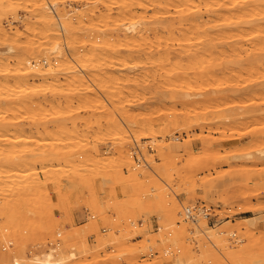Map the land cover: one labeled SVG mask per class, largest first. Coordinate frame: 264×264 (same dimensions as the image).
<instances>
[{
  "label": "rangeland",
  "instance_id": "374dc122",
  "mask_svg": "<svg viewBox=\"0 0 264 264\" xmlns=\"http://www.w3.org/2000/svg\"><path fill=\"white\" fill-rule=\"evenodd\" d=\"M126 1L2 0L0 119L14 124L0 128V264H42L37 257L49 252L64 257L60 264H175L179 256L185 264H214L218 257L228 264L226 250L251 254L248 247L257 251L254 243L264 240V50L253 49L257 38L248 34L239 52H205L195 44L167 61L153 37L177 47L175 37L191 26L180 20L177 2L161 11L158 0L151 8L140 5L150 0L136 6L130 0V15L120 5ZM223 1H231L221 9L234 18L228 6L235 0ZM258 1L249 5L257 4L264 44V0ZM193 2L195 11L184 12L193 11L199 26L189 35L203 33L204 23L210 35L219 32L221 9L211 14L206 3ZM41 11L52 16L57 34H49ZM124 17L141 20L130 42ZM167 28L177 33L174 40ZM144 30L151 37H138ZM108 32L125 41L106 47ZM99 33L101 50L91 45ZM30 43L40 54L19 48ZM189 58L197 61L184 69ZM203 204L210 213L196 222L184 214ZM255 264H264V254Z\"/></svg>",
  "mask_w": 264,
  "mask_h": 264
},
{
  "label": "bare ground",
  "instance_id": "6f19581e",
  "mask_svg": "<svg viewBox=\"0 0 264 264\" xmlns=\"http://www.w3.org/2000/svg\"><path fill=\"white\" fill-rule=\"evenodd\" d=\"M37 1V0H36ZM119 1V0H118ZM130 0H128V2H129ZM140 2V1H142V0H133L132 2L130 1L129 3V5L131 6V5H133V4H135V6L136 5H138L139 3H137V2ZM150 1H152V0H150ZM155 1H157V0H155ZM174 2L176 1L177 2V5L180 7V8H177V7H174L175 9L177 8L178 10H179V15L178 16H180L181 17V19L180 20H182V21H186V23H187V21L190 23V24H188V25H191V26H188V28L189 27H193V28H196V27H198L199 26V21H198V18H196L195 16H194V12L193 11H188V12H184V10H185V7H188V9H190V10H194V9H191V8H194L195 6H191V4H194V2H193V0H173ZM203 1V0H202ZM205 1V0H204ZM213 1V3L212 4H210L209 5V3L208 2H210L209 0L207 1V2H205V3H202L201 1H198L197 0V2H195V4L196 3H199V2H201L203 5L205 4V6H206V9H207V12H210L211 10V14H212V12L214 11L215 12V10H217V9H221L226 3H228V4H226V6L227 5H229V3H231V1L230 2H227V1H223V0H221V1H223V2H217V1H215V0H212ZM229 1V0H228ZM257 2L256 0H235L234 1V3H232V4H230V6H228V9L230 8V9H235L236 10V12H235V14L236 15H234L235 17L234 18H232V17H227V16H230V14L228 15L227 13H226V10H225V13L223 12V9H219L220 10V14L223 16L222 17V19H221V21H219V19H217L218 17H215L216 19H217V21L219 22V25L221 26V30H219V32H218V30L216 31V32H214V30H213V33H214V35L213 34H209L208 33V31L206 30V24H208V23H204L203 25H205V27L202 25V27L205 29L204 30V32L202 33L201 32V30H200V28H197L198 30H200V31H197V29L195 30V31H197L196 33H200L201 32V34H197V35H194V33L193 34H190L189 35V33H188V31H187V26H186V23L184 24L185 26H186V30H184L183 29V31H185V32H181V35H177V33L176 32H174V28H170V29H168V31L170 32V33H172V32H174L172 35L171 34H168V35H166V37L167 38H173V37H175L174 36V34H176L177 36L175 37V38H177L176 40L178 41L177 43H178V45H177V47H171V46H169L167 43L165 44V43H162L161 42V40L159 39L161 36L159 35V37H157L156 36V34H158V33H155L154 31H152V32H154L155 33V35H154V37L153 38H157V43H156V51H158V52H160V49L163 51V50H165L164 52L167 54V56H166V59L169 57H171V54H173V53H175V54H177V55H179L182 51L184 52H186L187 50H189V48H191L190 46H192V45H195V44H197V48H201V49H199V50H201V51H215V50H220V49H222L223 51L222 52H224V51H228V50H233V51H238L239 52V50L240 49H242V47L239 45V39H244L243 37H245V35H247L248 36V34H253L252 36H250V37H256L257 38V40L255 41V43H254V45H253V49H255V50H260V51H263L264 50V44L262 43H259V37H260V35L258 34V32H257V28H259V26L257 25L258 23L256 22L257 20L255 19V17H254V15L255 14H259V12L258 13H256L257 11V9H256V7L254 6V5H256L257 6V4L255 3L254 5H252V7H254V8H250V2ZM261 1H263V0H261ZM261 1H260V3H258V4H260V5H262V3L264 2H262L261 3ZM128 2L126 1V3H120V5H122L123 6V4H124V7L127 5V7H126V11H130V12H126V13H130V15H131V13H133V10L129 7V5H128ZM134 2V3H133ZM168 2L170 3L171 2V0H158L157 2H156V4L152 1V2H150V4H147V5H144V1H142V3L140 4V5H142V8H144L145 6L146 7H154V6H157V7H159V9L161 10V8L160 7H164L165 8V6H167V4H168ZM176 2L175 3H173V4H176ZM214 2L215 3H217V5H215L214 4ZM259 2V1H258ZM34 3H36V2H34ZM57 3H59V2H57V1H55L54 3H53V5H51L52 7H54L55 8V6H56V4ZM200 3V4H201ZM2 4V0H0V12H2V8H1V5ZM126 4V5H125ZM155 4V5H154ZM172 4V6H174ZM253 4V3H252ZM139 5V6H140ZM154 5V6H153ZM176 5V6H177ZM197 5H199V4H197ZM196 5V6H197ZM203 5H200V7L202 6L203 7ZM215 7H214V6ZM248 5V6H247ZM50 6V7H51ZM134 6V5H133ZM144 6V7H143ZM168 6H171V5H169L168 4ZM181 6H183V7H181ZM190 6H191V8H190ZM208 6V7H207ZM213 6V7H212ZM225 6V8L227 9V7ZM123 7V8H124ZM129 7V8H128ZM201 7V8H202ZM120 8H121V6H120ZM128 8V9H127ZM204 8V7H203ZM213 8V9H212ZM224 8V7H223ZM224 8V9H225ZM257 8H261V6H259L258 5V7ZM49 9V8H48ZM117 9V8H116ZM200 9V8H199ZM206 9H204L205 11H206ZM229 9V10H230ZM262 10H264L263 9V5H262V8H261ZM46 10V9H45ZM99 10H100V8H99ZM98 10V11H99ZM102 10V9H101ZM118 10V9H117ZM122 10H124V9H122ZM146 10H148V9H146ZM159 10V11H160ZM203 10V9H202ZM228 10V11H229ZM256 12H255V11ZM261 10V11H262ZM103 11V10H102ZM132 11V12H131ZM162 11V10H161ZM165 11H166V8H165ZM176 11V10H175ZM187 11V10H186ZM195 11V10H194ZM197 11V10H196ZM221 11L224 13V14H222L221 13ZM234 11V10H233ZM106 12V11H105ZM122 12V11H121ZM125 12V11H124ZM158 10L156 11V13H155V15L157 16L158 15ZM167 12L170 14L171 12H169V10H167ZM193 12V13H192ZM213 12V13H214ZM219 12V11H218ZM217 12V13H218ZM263 12V11H262ZM262 12H260V15H258V16H261L262 14ZM39 13V12H38ZM109 14H111V12H108ZM107 12H106V14H108ZM175 13H177V12H175ZM201 13V12H200ZM217 13H215V14H217ZM40 14H41V16H43L42 18L43 19H45V21L47 22L46 24H47V26H48V30L50 31L49 32V34L51 35V34H57V30H56V28L57 27H55L54 25L55 24H53L54 22H53V20L52 19H50L52 16L50 15V17H48V18H46L45 16H47L46 15V13L44 12V11H41L40 12ZM48 14V13H47ZM105 14V13H104ZM115 14V13H114ZM174 14V13H173ZM219 14V13H218ZM227 16H226V15ZM101 15V14H100ZM129 15V17H132V16H130ZM132 15H136L135 13L134 14H132ZM160 15H162V14H160ZM163 15H167V13H165V14H163ZM220 15V16H221ZM224 15H225V17H224ZM264 15V14H263ZM102 16H103V14H102ZM102 16H101V19L102 20H104V21H106V17H108V16H105L104 18L105 19H103L102 18ZM115 16V15H114ZM137 16V15H136ZM136 16H134L135 18H137ZM151 16V15H150ZM149 16V17H150ZM159 16V15H158ZM201 16V15H200ZM205 16V15H204ZM203 16V17H204ZM206 16H208V15H206ZM209 16L211 17V16H213V15H210L209 14ZM217 16V15H216ZM110 18L111 17H113V16H109ZM116 17H117V15H116ZM128 17V19L131 21L130 22V24L129 25H125L126 26V29L128 30L127 32H129V35L131 34V32H136L135 30H136V28H137V26L138 25H140L139 23H140V21H139V23H138V21H135L136 19L133 17V19H135V20H133L132 18V20L130 19ZM143 17V16H142ZM214 17H211L212 19H211V21L213 20V18ZM109 18V19H110ZM115 18V17H114ZM125 18V17H124ZM151 18H152V16H151ZM150 18V19H151ZM154 18V17H153ZM158 18V17H157ZM162 18V17H161ZM160 18V19H161ZM205 18V17H204ZM260 18V17H259ZM116 19V18H115ZM119 19V18H118ZM118 19H116L117 21H118ZM123 19V18H122ZM128 19H126L125 18V20H128ZM138 19H140V16L138 15ZM142 19V18H141ZM159 19V18H158ZM160 19H159V24H160ZM215 19V20H216ZM112 20H114V19H112ZM120 21H123V20H121V17H120V19H119ZM143 20H145L144 18H143ZM157 20V19H156ZM214 20V21H215ZM107 21H108V19H107ZM106 21V22H107ZM119 21V22H120ZM146 21H148L149 22V20H145V22ZM168 21V20H167ZM202 21H203V18H202ZM210 21V22H211ZM213 21V22H214ZM264 21V20H263ZM106 22H104L105 24H107ZM113 22H115V21H113ZM144 22V23H145ZM204 22H206V21H204ZM109 23V22H108ZM112 23V22H111ZM116 23H118V22H115V24ZM183 23V22H182ZM202 23V22H201ZM261 23H262V20H261ZM264 23V22H263ZM105 24H103V26L105 25ZM121 24H122V22H121ZM143 24V23H142ZM152 24V23H151ZM156 24H158V23H156ZM155 23L153 24V25H156ZM176 24H178V23H176ZM210 24H212V23H210ZM215 24V23H214ZM214 24L212 25V26H214ZM110 25V23L109 24H107L106 26H109ZM112 25H114V24H112ZM111 25V26H112ZM117 25V24H116ZM118 25H119V23H118ZM117 25V26H118ZM144 25V24H143ZM142 25V26H143ZM147 25V24H146ZM148 25H150V24H148ZM153 25L151 26L152 28H150V29H152L153 30V28H155L156 26H158V25H156L155 27H153ZM161 25V24H160ZM173 25L174 26H176L174 23H173ZM172 25V26H173ZM180 25H182V24H180ZM217 25H218V23H217ZM106 26H105V29H106ZM124 26V25H123ZM163 26H165V25H163ZM168 25H166V27H167ZM178 26H179V24L177 25V28H178ZM183 26V25H182ZM110 27V26H109ZM140 27H141V25H140ZM169 27V26H168ZM201 27V26H200ZM215 27V26H214ZM214 27H211V28H209V31L213 28L214 29ZM112 28H115V27H113L112 26ZM120 28V27H119ZM121 28H123V27H121ZM157 28H160V27H157ZM183 28V27H182ZM219 28V27H218ZM102 29H104V28H102ZM101 29V30H102ZM108 29H110V28H108ZM116 29H117V27H116ZM124 29V28H123ZM145 29V28H144ZM166 29V30H167ZM190 29H192V28H190ZM140 30V29H139ZM155 30V29H154ZM166 30H164V31H166ZM173 30V31H172ZM177 30V29H176ZM189 30V29H188ZM264 30V29H263ZM112 31H113V29H112ZM115 31H117V30H115ZM123 31V30H122ZM121 31V32H122ZM126 31V30H125ZM172 31V32H171ZM187 31V32H186ZM193 31H194V29H193ZM193 31H191L190 30V32L192 33ZM203 31V30H202ZM127 32H126V34H127ZM141 32V30L139 31V33ZM179 32V31H178ZM218 32V34L217 35H215V33H217ZM110 32H108V34H109ZM116 33V32H115ZM123 33H125L124 31H123ZM195 33V34H196ZM142 34L143 35H141V34H139L138 35V37H142V38H147V37H151L150 36V34H149V32H147V31H145L144 30V32H142ZM152 34V33H151ZM160 34V33H159ZM101 34L99 33V35H96L95 36V39L93 40V42L91 43V45L94 47V48H96V49H102L105 45L104 44H101V41H100V39L102 38L101 36H100ZM262 35H263V33H262ZM108 36H110L111 38L109 39V40H107V42L109 43H107V45H106V47H108V48H110L111 46H119V45H121V44H123L121 41H123V37H121V35H120V33H118L117 32V35L115 34H112V35H108ZM126 36V35H125ZM164 36V35H163ZM127 37H128V34H127ZM126 37V39H128L126 42H130L134 37H136V36H134V34L133 35H130V37H128L127 38ZM165 37V38H166ZM82 38V37H81ZM169 38V39H170ZM174 38V39H175ZM170 39V40H171ZM174 39H172V40H174ZM115 40H117V41H115ZM80 41V40H79ZM118 42V43H116L115 44V42ZM125 41V40H124ZM123 41V42H124ZM261 41V40H260ZM56 42V41H55ZM54 42V43H55ZM81 44H85V40H84V38H82L81 39ZM125 42V43H126ZM124 43V44H125ZM261 44V45H260ZM110 45V46H109ZM174 45V44H173ZM172 45V46H173ZM56 46V48H58L59 47V45L58 44H56L55 45ZM35 47V46H34ZM33 47V45L30 43V44H26V45H24V47L23 46H20L19 48H23L24 50H26L27 52H29V53H37V52H34L36 49ZM39 47V46H38ZM146 46H142V47H140V49H144ZM149 48H151V49H154L153 47H151V46H149ZM35 49V50H34ZM39 49H41V48H38L37 50H39ZM12 50V49H11ZM42 50V49H41ZM41 50H39L40 52H41ZM40 52H38L37 54H40ZM60 52V51H59ZM221 52V51H220ZM231 52V51H230ZM163 53V52H162ZM164 53V54H165ZM163 54V55H164ZM227 54V53H226ZM232 54V53H231ZM225 55V54H224ZM251 55H254V54H251ZM34 56H36V55H34ZM164 56V57H165ZM255 56V55H254ZM261 56V55H260ZM249 57H251V56H249ZM2 57H0V59H1ZM167 59V61L169 60L170 61V59ZM37 60V59H36ZM252 60V59H251ZM194 61V62H193ZM195 61H197V59H193V58H189V60L187 61V63H185L186 65H184V64H181V67H182V65H184L183 67H184V69L185 68H190L191 67V65H192V63H195ZM226 62L225 63H227V60H225ZM33 61H31V60H29V59H27V63L28 64H33L32 63ZM38 64V63H37ZM37 64H33V68L34 69H37V70H41V68H39L38 67V65ZM217 65H219V63L217 64ZM225 66H226V64H225ZM39 68V69H38ZM222 73V72H221ZM225 73H226V71H225ZM82 76V75H81ZM79 76V75H77L76 77H75V81H83V79H85V78H87V73H86V75L85 76ZM238 84V83H237ZM262 86V85H261ZM238 89V88H237ZM225 97H228V96H225ZM229 113V112H228ZM232 114V113H231ZM228 116V115H227ZM230 116V115H229ZM14 123L12 122V121H9V120H5V119H0V128H11V125H13ZM149 133H153V128H151L150 130H149ZM264 152V151H263ZM260 153H262V150H260ZM250 155V154H252V153H247V154H245V155ZM235 155H237V154H235ZM24 158V157H23ZM32 158V157H31ZM41 159V158H40ZM27 160V159H26ZM48 160V159H47ZM40 161V160H39ZM29 162H35V161H33V160H31V161H28V163ZM45 171V170H44ZM37 172H39V170H37L36 171V173ZM34 174H36L35 172H33ZM38 176V175H37ZM245 220H249V222H250V224H253V223H255L254 222V220H250L251 219V217H245L244 218ZM257 220V219H256ZM203 222V225H204V227L208 230V226H207V222L206 221H202ZM202 225V226H203ZM247 225L248 224H246L245 226L247 227ZM186 228V227H185ZM184 228V229H185ZM249 227H248V230H246L245 232H246V234H247V232L249 231ZM205 230V229H204ZM186 231V230H185ZM206 231V230H205ZM209 231V230H208ZM174 232V231H173ZM179 232V231H178ZM178 232L176 233V230H175V233H176V235L178 234ZM221 232V231H220ZM260 232V231H259ZM258 232V234L256 235L258 238L257 239H259V238H261L260 236H261V234L262 233H259ZM213 233H217V235L218 234H220L219 233V231H217V232H213ZM181 234V233H180ZM180 234H178V236H176V238L178 237L179 239H180ZM180 235V236H179ZM184 236V235H183ZM252 236V235H251ZM255 236V235H254ZM256 236H255V238L254 237H252L253 238V240L255 241V240H257L256 239ZM177 238V239H178ZM247 238L249 239V238H251V237H248L247 236ZM251 238V239H252ZM263 238H264V236H263ZM249 240V241H252V240ZM221 240V239H220ZM223 240V239H222ZM226 240V239H225ZM261 239H259V241H260ZM254 241H252V242H249V243H251V245L253 244V242ZM180 242V241H179ZM225 242V241H224ZM228 242V241H227ZM255 242H258V240L257 241H255ZM176 243V242H175ZM223 243V242H222ZM226 243V242H225ZM249 243L247 244V245H249ZM180 244V243H179ZM185 244V243H184ZM184 244L182 243V245H181V247L182 246H184ZM264 240H262V242L260 243V245H259V243H258V245L259 246H257L255 243H254V245H256V246H254L253 245V247H257V251L253 248L252 249V246L251 247H248L252 252H251V254L253 255V256H255V255H257L258 254V252H260L262 255L264 254V253H262V252H264ZM80 245V244H79ZM190 245V246H189ZM188 246L189 247H192L191 246V244H189ZM216 245H218V244H216ZM221 245V244H220ZM246 245V246H247ZM84 246H86V243H84L83 244V248H84ZM227 247H228V244L226 245ZM226 246H224V244H223V248H225ZM230 246V245H229ZM250 246V245H249ZM88 247V246H87ZM181 247H180V245H178L177 246V248H180L181 249ZM201 247V246H200ZM199 247V248H200ZM220 247H222V246H220ZM243 247V246H242ZM242 247H240V248H242ZM263 247V248H262ZM86 248V247H85ZM260 248H261V250H260ZM51 249V248H50ZM226 249V248H225ZM243 249H244V247H243ZM52 250L54 251L55 249L54 248H52ZM52 250H49V251H52ZM86 250V249H85ZM184 250H187V247H185V249ZM259 250V251H258ZM263 250V251H262ZM56 251V250H55ZM179 251V250H178ZM209 251H211L210 249H209ZM208 251V252H209ZM215 251V250H214ZM256 251V252H255ZM48 252V251H47ZM197 252V251H196ZM211 252H213V251H211ZM243 252L245 253V251L243 250ZM242 252V250H241V252H239V251H234V250H226V252H224V256H226V258L231 262V263H233V264H239V255L241 256V254L243 253ZM247 252V251H246ZM255 252V255L253 254ZM201 253V259H204L202 256V253L203 252H200ZM221 253H222V251H221ZM241 253V254H240ZM243 253V254H244ZM260 253L258 254V257H257V259L260 257ZM75 253L74 252H71V255H74ZM247 253H245L244 254V256L246 255ZM251 254H249V252H248V254L247 255H251ZM43 255L44 254H42L41 256H42V258H41V260H40V257H37L38 255H36L35 256V258L37 257V261L39 262L40 261V263H42V264H60V263H62V261H64V257L63 256H61V254H59L58 255V257H54V255H53V253L52 252H49V253H45V255H44V257H43ZM56 255V254H55ZM216 255V254H215ZM222 255V254H221ZM246 255V256H247ZM251 255V256H252ZM64 256H65V254H64ZM195 256V255H194ZM214 256V255H213ZM213 256H212V258H213ZM244 256H241V259H242V261H243V259H244ZM249 256H247V258L249 257ZM250 256V257H251ZM200 257H199V259H200ZM207 257V256H206ZM249 257V260L251 259V258H253V257H251L250 258ZM256 257V256H255ZM246 258V260H248ZM185 259V261L187 260V258H184ZM184 259L182 258V256L180 257H177V259H176V262H175V264H185V261H184ZM218 259H219V257H218ZM218 259L216 258V260H215V258L214 259H212V262H213V260H215V262L216 263H218V262H220V263H218V264H227V260H225V263L222 261L223 259H220L219 261H218ZM253 259H254V262H253ZM251 261L255 264V260H257V259H255V258H253ZM206 260V259H205ZM205 260H203V261H205ZM249 260L247 261L248 263H250L249 262ZM260 260V259H259ZM258 260V261H259ZM42 261V262H41ZM190 261H193V260H190ZM195 261V260H194ZM211 261V260H210ZM209 261V262H210ZM244 261H245V259H244ZM187 262H189V261H187ZM201 262V260H199V263ZM209 262H208V264H209ZM230 262H228V264L230 263ZM246 261H245V263L244 264H246L247 263ZM252 262H251V264H252ZM261 262H263V260H262V258H261ZM214 263V262H213ZM216 263H214V264H216ZM247 263V264H248ZM257 263V262H256ZM260 263V262H259ZM12 264H26L25 262H22V261H20V260H18V259H16L15 261H14V263H12Z\"/></svg>",
  "mask_w": 264,
  "mask_h": 264
},
{
  "label": "built area",
  "instance_id": "2783aa9c",
  "mask_svg": "<svg viewBox=\"0 0 264 264\" xmlns=\"http://www.w3.org/2000/svg\"><path fill=\"white\" fill-rule=\"evenodd\" d=\"M208 210L209 209H207L204 204L202 206L195 205L193 208L187 206L184 208V214L188 219L196 222L199 215H209L210 212H208ZM140 224H142V221L140 222Z\"/></svg>",
  "mask_w": 264,
  "mask_h": 264
}]
</instances>
